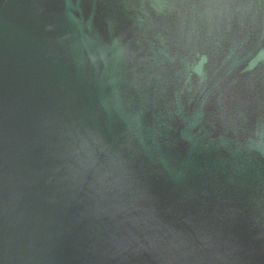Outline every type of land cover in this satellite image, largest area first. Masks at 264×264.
<instances>
[{"label": "water", "instance_id": "1", "mask_svg": "<svg viewBox=\"0 0 264 264\" xmlns=\"http://www.w3.org/2000/svg\"><path fill=\"white\" fill-rule=\"evenodd\" d=\"M0 264H264V0H0Z\"/></svg>", "mask_w": 264, "mask_h": 264}]
</instances>
